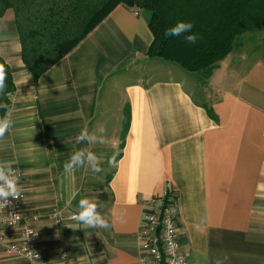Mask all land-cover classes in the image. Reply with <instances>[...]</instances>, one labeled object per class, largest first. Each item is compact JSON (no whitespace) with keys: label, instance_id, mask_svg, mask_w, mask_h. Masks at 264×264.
Masks as SVG:
<instances>
[{"label":"crops","instance_id":"obj_1","mask_svg":"<svg viewBox=\"0 0 264 264\" xmlns=\"http://www.w3.org/2000/svg\"><path fill=\"white\" fill-rule=\"evenodd\" d=\"M13 18L10 9L0 16V55L14 81L7 105L14 123L0 139V162L22 173V209L38 217L45 259L60 264L66 253L69 264H144L136 233L145 202L168 188L186 264H214L225 254L226 264H264L263 26L200 84L148 54L152 33L137 8H112L38 77L21 59ZM100 126L105 144L76 143L81 129ZM81 147L101 158L102 171L64 173ZM82 197L102 205L107 228L70 217ZM0 264L36 263L0 249Z\"/></svg>","mask_w":264,"mask_h":264},{"label":"trees","instance_id":"obj_2","mask_svg":"<svg viewBox=\"0 0 264 264\" xmlns=\"http://www.w3.org/2000/svg\"><path fill=\"white\" fill-rule=\"evenodd\" d=\"M137 6L152 33L148 54L180 65L206 84L212 70L242 39L264 27V0H0V16L14 15L20 56L28 71L38 77L66 55L118 4ZM191 22L197 41L184 35L165 36L178 22ZM6 88L0 104L9 103L14 81L8 64ZM6 109L0 107V117ZM122 138L128 123L125 114ZM122 144V143H121ZM121 146V145H120Z\"/></svg>","mask_w":264,"mask_h":264},{"label":"built area","instance_id":"obj_3","mask_svg":"<svg viewBox=\"0 0 264 264\" xmlns=\"http://www.w3.org/2000/svg\"><path fill=\"white\" fill-rule=\"evenodd\" d=\"M15 169L20 183L22 173ZM22 196L23 194L21 199L9 198L10 204L0 209V249L36 264H55L45 259L38 248L39 231L34 225L38 217L36 214L23 211ZM174 202V194L168 188L145 202V206L148 207L142 214L136 233L139 246L146 252L141 257L144 264L188 262V252L183 250L177 241V215ZM7 230L16 231L14 239L8 237ZM59 263L69 264L66 253L61 254Z\"/></svg>","mask_w":264,"mask_h":264},{"label":"clouds","instance_id":"obj_4","mask_svg":"<svg viewBox=\"0 0 264 264\" xmlns=\"http://www.w3.org/2000/svg\"><path fill=\"white\" fill-rule=\"evenodd\" d=\"M193 24L191 22H178L175 26L165 30V36H181L187 43H195L198 35L192 33ZM7 69L3 64H0V93H4L6 88ZM26 81V80H25ZM24 81V82H25ZM0 107L6 109L5 115L0 117V139H3L8 130L13 126L14 121L11 118V112L7 104H0ZM105 128L100 126L96 132L90 133L87 128L81 129L76 136V143L81 144L86 142L88 145L105 144L104 136ZM113 152L119 150L118 144L112 145ZM101 158L90 147H81L73 151L68 160L64 162V173L71 175L77 169L87 165L95 172L102 171ZM109 164L115 163V156L109 157ZM19 175L17 170L12 166L11 162H0V209H4L10 204L9 198L21 199L22 187L19 183ZM71 201L69 200V205ZM102 205L95 199L82 197L78 201L77 210L72 214V219L78 224L91 228H107L109 226L108 219L98 210ZM71 228V226L66 225ZM228 260L225 254L222 258L218 257L214 264H226Z\"/></svg>","mask_w":264,"mask_h":264},{"label":"rangeland","instance_id":"obj_5","mask_svg":"<svg viewBox=\"0 0 264 264\" xmlns=\"http://www.w3.org/2000/svg\"><path fill=\"white\" fill-rule=\"evenodd\" d=\"M133 7L138 9V7H137V6H133Z\"/></svg>","mask_w":264,"mask_h":264}]
</instances>
